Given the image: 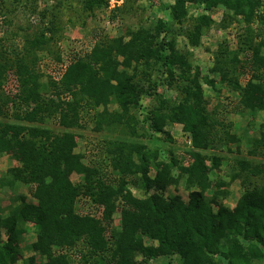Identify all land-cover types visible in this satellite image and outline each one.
Instances as JSON below:
<instances>
[{"label": "trees", "instance_id": "obj_1", "mask_svg": "<svg viewBox=\"0 0 264 264\" xmlns=\"http://www.w3.org/2000/svg\"><path fill=\"white\" fill-rule=\"evenodd\" d=\"M187 1L174 0L169 7L173 20L185 16ZM196 1L206 10L222 5L226 9L222 22L228 14L242 17L243 43L235 51L222 48L214 53L211 71L219 82L235 90V110L252 115L263 110L264 33L250 28L253 17L264 21V15L257 11L258 0ZM85 4L91 8L101 0H86ZM117 11L111 9L109 17H117ZM210 20L207 14L197 17L183 33L188 45H199ZM167 23L158 19L138 24L118 37L101 40L83 54H75L56 79L47 75V81L42 79L45 74L33 51L53 42L51 21L37 35L25 37L20 51L11 58L0 40V117H4L0 119V153L16 161L7 169L3 182L29 185V194L35 199L29 202L20 196L19 204L0 216V264H17L27 223L37 226L31 247L44 257L42 264H68V255L60 253L64 248H75L77 264H137V254L146 259L177 255V264H252L262 256L264 183L249 187L246 181L263 173L264 164H253L246 158L233 163L230 178L240 179L243 192L233 207L222 203L229 193L225 182L211 181L208 176L209 169L219 168L222 158L212 155L207 166L203 152L238 138L230 133V122L220 121L218 129L205 113L208 101L199 86V70L188 61L189 51L176 45L175 32ZM54 58L60 61V56ZM9 73L18 82L12 93L3 89ZM241 75L247 77L243 85ZM203 80L214 84L205 76ZM160 83L176 92L174 99L161 95ZM143 97L154 103L144 119L136 120L130 110L137 108ZM110 102L116 104L115 109L108 110ZM84 110L90 112L94 130L118 127L136 137L139 121L148 122L150 135L165 133V126L178 123L191 142L190 161L184 164L172 154L162 159L146 143L118 138L104 140L98 147L100 158L84 162L85 155L74 151L77 133L73 130L83 127ZM8 115L10 119L5 120ZM49 118L63 130L55 132L45 126ZM250 140L253 148L264 146V122L258 136ZM105 165L116 176L110 175ZM71 173H77L80 181L73 183ZM180 180L192 188L187 202L179 196L148 193L151 188L162 192ZM129 183L143 188L146 196H135ZM210 187L213 191L205 194ZM79 197L100 204L101 215L84 209L78 212L75 202ZM117 208L119 229L110 226ZM144 238L151 243L145 244Z\"/></svg>", "mask_w": 264, "mask_h": 264}, {"label": "rangeland", "instance_id": "obj_2", "mask_svg": "<svg viewBox=\"0 0 264 264\" xmlns=\"http://www.w3.org/2000/svg\"><path fill=\"white\" fill-rule=\"evenodd\" d=\"M85 1L0 0V40L2 48H5L3 51L6 50V55H9L10 58L13 57L17 50L20 51L25 37L37 35L38 30L46 27L47 24L49 25L51 21L55 29L53 42L33 51L38 58L40 69L45 74L42 79L47 81V75L56 79L75 54H83V52L101 40L118 37L125 32L126 28H134L138 24L148 25L158 19L167 21L169 27L175 32L172 35L176 45L182 51H189L190 55H187L188 61L192 67H197L199 70V86L203 91L204 99L208 101L205 113L215 122V127L218 129L220 121L230 122V133H233L238 138L237 142L225 145L218 143L213 148L203 152L207 157V166L211 164L209 159L212 155H219L222 158V164L219 168L209 169L208 176L211 181L222 180L225 182L224 188L229 193L221 201L228 207H233L242 194L244 186L240 184V179L232 180L230 178L233 163L246 158L253 164H264V146L253 148L250 140L258 136L260 124L264 122V109L254 115L235 110L238 101V95L235 90L228 84L219 82L218 75L211 71L214 53L222 48H226L231 52L235 51L239 48L240 43H243L241 40L245 38L246 33L242 17L231 18L230 14H228L229 17H226L225 21L222 22L226 12L222 5H216L211 10H206L203 4L196 0L185 2V16L178 21L173 20L169 13V7L174 4V0H101L100 5H95L91 8L87 7ZM257 2V11L264 15V0H258ZM114 8L118 10L116 14L120 12L124 17L121 16L123 17L121 18L120 13H118L117 17L110 18V10ZM201 14H207L210 17V24L202 31L198 46L188 45L183 33L193 23H196L197 17ZM221 24L223 25L221 26ZM250 28L253 31L260 28L264 33V21L253 17ZM256 39L258 40L259 38L256 37ZM262 52L264 53V48ZM56 55L60 56V61L54 58ZM127 70L129 71V69ZM204 76L207 79L214 80L213 86L208 85L203 80ZM246 79L247 77L240 76L241 85L245 83ZM158 88L161 91V95L165 97H173L172 99H174L176 96V92L172 88L162 83L159 84ZM3 89L7 93L15 92L18 89V82L13 74L9 73ZM139 103L140 105L137 108L130 110L136 120L137 117L139 120L145 118L147 112L151 110V103H154V100L149 97H143ZM100 108L98 107V110ZM107 108L108 110H113L116 108V104L110 102ZM89 117L90 112L84 110L82 113L83 127L73 129L77 133V146L74 151L85 155L84 162H88L90 158H93V160L100 158L98 147L101 146L104 140L118 138L146 143L151 149H156L162 159H169V155L172 154L173 157L184 164L190 161L188 151L191 149V142L178 123H171L165 126V133H155L151 137L148 122L141 124L139 121L136 124L139 137H136L121 132V128L118 127L109 126V129L96 131ZM0 119L2 120L4 117L2 116ZM6 119H10V115ZM45 126L55 132L63 130L51 118L46 119ZM252 149L254 152L250 153L249 151H252ZM14 165H16V161L9 154L0 153V216L7 215L12 207L18 205L20 196H25L29 202H35V199L29 194V185L19 182L12 184L3 182L7 178V169ZM104 168L110 175L116 176L110 167L105 165ZM175 172L177 173V170L174 168L173 173L175 174ZM152 174L153 172H150V175ZM241 176L243 177V175ZM70 179L73 183H77L80 181V176L77 173H71ZM246 183L249 184V187L253 184L264 183V172L257 176H249V180ZM128 188L135 196H146L141 187L133 186L132 183H129ZM191 189L186 188L184 181L180 180L179 184L168 185L162 192L151 188L148 193L160 192L165 198L179 196L182 201L187 202L188 193ZM212 191L213 189L210 187L205 194H210ZM75 205L78 212H81L86 207V200L79 197ZM120 216L119 208H117L111 215V227L120 228ZM26 230L21 242L20 258L17 264H42L44 257L36 253L31 247V242L35 240L37 226L33 223H27ZM2 237H5L4 232H2ZM143 242L145 244L151 243L147 238H144ZM79 248H81L80 244ZM74 250L73 248L60 250V253L64 252L68 255V264H77L79 253H75ZM30 257H33L32 261H29ZM135 259L137 264H177L178 261L177 255L154 256L146 259L137 254ZM252 264H264V251L261 257L252 260Z\"/></svg>", "mask_w": 264, "mask_h": 264}, {"label": "built area", "instance_id": "obj_3", "mask_svg": "<svg viewBox=\"0 0 264 264\" xmlns=\"http://www.w3.org/2000/svg\"><path fill=\"white\" fill-rule=\"evenodd\" d=\"M82 199L86 200V207L85 211H89L92 214H96L97 216H100L103 210V207L100 204L93 203L88 198L81 197Z\"/></svg>", "mask_w": 264, "mask_h": 264}]
</instances>
